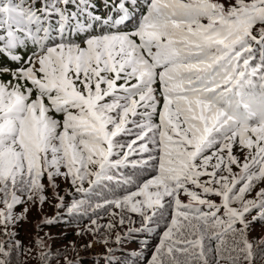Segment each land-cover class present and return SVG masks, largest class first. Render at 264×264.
Listing matches in <instances>:
<instances>
[{"label": "snow or ice", "instance_id": "obj_1", "mask_svg": "<svg viewBox=\"0 0 264 264\" xmlns=\"http://www.w3.org/2000/svg\"><path fill=\"white\" fill-rule=\"evenodd\" d=\"M145 3L147 12L133 31L88 35L81 47L70 39L74 33L94 24L118 29L133 18L132 0H113L115 18L93 14L89 0H42L39 8L28 0H0V54L20 64L0 68L13 78L0 81V264H11L13 250H25L11 229L28 209L19 215L13 209L26 202L43 205L45 176L53 190L63 177L81 198L73 196L66 205L57 193V215L44 223L58 222L62 208L70 216L89 209L98 216L97 209L114 206L120 211L110 214L120 225L134 223L126 213L141 217V228L128 229L131 236L152 231L149 225L171 208L148 264H254L249 226L264 221V186L257 188L264 184V55L252 61L253 44L264 52V0H235L227 9L214 0ZM29 42L37 50L23 60L15 51ZM157 79L164 103L153 124ZM122 135L135 138L122 143ZM237 139L247 149L243 162L232 154ZM134 153L148 156L129 159ZM129 166L155 167L157 174L123 196L110 190L111 199L93 206V197L101 199L98 189L113 181L116 188L134 183L120 171ZM91 224L93 234L115 226L96 219ZM123 238L118 232L116 243ZM35 244L48 247L39 236ZM259 245L264 251V239ZM54 255L48 248L40 259L48 264ZM104 259L111 264L109 256Z\"/></svg>", "mask_w": 264, "mask_h": 264}, {"label": "trees", "instance_id": "obj_2", "mask_svg": "<svg viewBox=\"0 0 264 264\" xmlns=\"http://www.w3.org/2000/svg\"><path fill=\"white\" fill-rule=\"evenodd\" d=\"M28 2L34 3L35 6L39 8L42 0H28ZM214 2L224 5L225 9L235 4V0H214ZM246 2H250V0H246ZM132 3L135 5L134 7H132L131 4L129 5V13L133 17L132 25L126 23L118 29H110L101 28L99 24H94L92 29L83 33H74L70 39L79 43L81 47H84L85 45L83 44V40L88 35H99L102 31L110 30H118L120 32L133 31L139 24L142 17L146 14L147 7L145 0H132ZM89 4L90 11L93 14L102 18H107L109 15H113L115 18V14L113 13V9L111 7L113 0H89ZM69 11H75V9L70 5ZM81 22L87 23V17L82 16ZM202 23H207V20H202ZM53 24L55 26V19H53ZM258 27L260 26L257 25L253 29L254 34H256V29ZM134 39L137 40V43L139 42L138 38ZM36 50V46L29 42L26 47L22 46L16 49L15 54L20 55L23 60H26L27 57ZM262 55H264V52H262L261 46L253 44L254 59L252 63L259 62ZM19 66L20 64L18 62L11 61L6 55L0 54V68L7 67L14 70ZM12 80L13 78L10 73L0 72V81L7 83ZM13 82L15 83V81ZM123 83V80L117 81L118 85ZM130 83H135V80ZM78 86L82 87L79 83ZM153 87L159 103L157 105L156 112L153 113L152 123L158 124L159 112L162 110L164 103L158 79L154 83ZM32 98L35 99V93H33ZM138 111H143V109H138ZM49 114L53 116V118L61 122L63 121L62 114L55 112H51ZM136 119L139 121L140 117L138 116ZM128 126L132 127V125ZM150 134L151 133H149V135ZM134 138V136L123 135L120 137L122 143H126ZM139 143H141V141H138L137 145ZM148 147L152 149V154L158 157L159 153L156 149H153L152 144L149 143ZM214 150L215 149H211L206 154L211 155ZM232 154L238 157L241 162H243L244 156L247 154V149H241L239 146L238 139L237 143L233 145ZM147 156L148 153H134L129 159H146ZM214 162L215 160H213V163ZM154 163H158V161ZM232 168L234 172L239 171V168L235 165H233ZM120 171L123 175L132 177L134 183L132 185H123L120 188H116L115 182L113 181L109 183L107 187L98 189V196L101 199L93 197L91 201L93 206L97 202L102 203L103 199H111L113 193L110 190H114L115 195L123 196L127 192L135 191L137 184H142L145 180L150 179L157 174L155 167L147 168L141 171L139 169H133L129 166L121 169ZM202 179H207V177H202ZM42 182L45 184L44 195L47 197V200L43 203V205H41L38 201L36 203L26 202L24 204L17 205L13 209L14 213L17 215L24 213L25 208H27L28 211L24 214V218L11 229L15 233L13 241L19 240L25 249L20 254H18L15 250L12 251L11 264H43L40 259V253L42 251H48V248H50L53 254H58V257L54 255L52 258H49L48 264H66V260L72 261L73 264H109V260L104 259L105 256H109L111 258V264H148L152 254L160 243L166 224L171 219L172 209L168 208L165 212V219L159 221L158 224L149 225V227L153 229L152 231H134L131 236H126L129 228H141L142 220L138 214L126 213V215L131 216L134 223L129 224L126 221L123 225H120L119 217L110 214L111 212L119 213L120 210L114 206L109 210L97 209L96 212L98 213V216L93 214L91 209L88 210L87 215L78 213L70 216L66 214V209L62 208L59 213L62 218L56 223L47 224L44 223L45 218H54L57 215V209L55 207L58 202L57 193L60 196L65 197L64 203L66 205L72 202L73 196H75L76 199H80L81 197L79 194L75 193V189L63 177L56 178L57 188L55 190L48 185L46 176ZM261 186H264V184H258L257 188ZM84 187H88L87 182H85ZM254 197L255 191L248 196V198ZM180 198L184 202H187L188 200V197L184 195H181ZM209 198L217 203L220 202V198L217 196H210ZM0 207H3V205H0ZM254 215H256L255 211H253L247 218L251 221V218ZM93 219H96L97 223L101 225L111 222L115 226L111 231L102 228L93 234V232L88 230L90 226L95 227V225L91 224ZM118 232L122 237H124L119 244L115 241V237ZM0 233H2V229H0ZM37 236L41 237L48 247H37L35 244V237ZM106 236L108 237L107 244L103 243V239ZM0 238L5 237L0 234ZM248 238L253 243V251L255 255L254 264H264V251L261 250L259 245V241L264 239V221L257 220L250 224ZM93 241L96 242L95 248H93V246L86 247V245L92 244ZM212 245L213 247L215 246V241H212ZM27 249H31V251H27ZM107 249H113V251L109 253ZM242 264H246V262H242Z\"/></svg>", "mask_w": 264, "mask_h": 264}, {"label": "rangeland", "instance_id": "obj_3", "mask_svg": "<svg viewBox=\"0 0 264 264\" xmlns=\"http://www.w3.org/2000/svg\"><path fill=\"white\" fill-rule=\"evenodd\" d=\"M131 21H132V19H131ZM131 21H130V22H128V23H131ZM92 246H93V248H95V247H96V242H95V241H93V242H92Z\"/></svg>", "mask_w": 264, "mask_h": 264}]
</instances>
